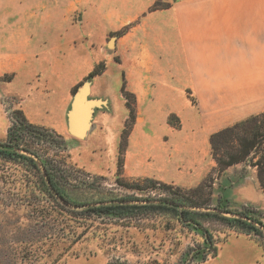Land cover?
Masks as SVG:
<instances>
[{
	"label": "rangeland",
	"instance_id": "obj_1",
	"mask_svg": "<svg viewBox=\"0 0 264 264\" xmlns=\"http://www.w3.org/2000/svg\"><path fill=\"white\" fill-rule=\"evenodd\" d=\"M92 5L0 0V114L7 127L0 142L21 112L39 130L19 138V149L35 154L72 201L156 204L177 188L205 200L201 207L241 214L248 223L254 220L243 213L255 216L262 224H251L261 233L219 218L201 219L195 229L159 206L73 209L46 192L35 161L0 156V264H205L212 253L205 239L218 248L229 237L259 245L257 264H264V201L256 198L263 191L250 164L256 158L251 153L220 170L210 144L218 131L205 139L197 111L179 103L181 122L162 108L155 54L138 31L124 37L131 25L115 29L117 16L99 20ZM166 6L157 0L151 9ZM92 71L98 74L88 77ZM84 83L88 99L102 103L92 107L87 135L78 139L69 134V112ZM224 149L218 144L219 153Z\"/></svg>",
	"mask_w": 264,
	"mask_h": 264
},
{
	"label": "crops",
	"instance_id": "obj_2",
	"mask_svg": "<svg viewBox=\"0 0 264 264\" xmlns=\"http://www.w3.org/2000/svg\"><path fill=\"white\" fill-rule=\"evenodd\" d=\"M155 1L93 0L92 7L99 20L116 15L115 29L131 25L124 37L138 31L155 54L162 108L181 122V107L197 111L205 139L264 112V0H165L166 7L151 9ZM6 129L0 114V132ZM256 198L264 201L261 190ZM261 250L245 237H229L205 264H257Z\"/></svg>",
	"mask_w": 264,
	"mask_h": 264
},
{
	"label": "trees",
	"instance_id": "obj_3",
	"mask_svg": "<svg viewBox=\"0 0 264 264\" xmlns=\"http://www.w3.org/2000/svg\"><path fill=\"white\" fill-rule=\"evenodd\" d=\"M95 74H98L97 71H92L88 74V77H91ZM16 122H14L13 127L9 128L7 139L5 142H0V156L4 158H21L29 164L35 165L34 160L31 157H28L24 154H21L17 151L19 148H24L23 145L19 142V138L23 136H32L39 129L36 126H33L26 122L25 118L22 116L21 112H16ZM130 116L132 117V110H130ZM236 143L237 145H234ZM210 144L212 148V155L219 167L220 170L234 164L237 162L245 161L247 156L252 153V157L256 158L250 164L256 167L257 179L261 186V189L264 194V112L251 116L250 118L241 121L231 127H227L223 130H220L216 133H213L210 136ZM218 144L222 147L225 146L227 149H224L221 153L218 152ZM230 148V150H229ZM231 149H236L231 151ZM44 165L45 173L49 181V186L46 185V192L53 198L57 199L56 196L51 192V189L54 193L65 199L67 202L77 205L84 206L86 205V211L95 212V213H110L111 210L120 208L122 210L132 208V207H155L166 209L172 211L176 214L177 219L183 224L190 225L195 229H201L202 225L200 220L207 218H219L225 221L232 223H238L241 226H244L250 230L261 233V231L251 223L240 219V218H226L222 217L214 212H204V211H195L184 208L185 206H202L204 205L205 200L195 199L188 194L182 193L180 189H175L172 193H167L164 197L158 199L156 204L146 203H119L113 201H103L98 200L94 202L87 203H76L68 197L64 187H62L58 181L52 176L49 172L48 167ZM45 182V179H44ZM132 200V199H130ZM138 200V199H133ZM148 200V199H145ZM110 202V203H106ZM60 204V203H58ZM97 204V205H96ZM64 206V205H62ZM73 212H78L77 210H72ZM242 213V212H241ZM119 214V213H118ZM120 214H123L120 212ZM245 216L250 217L254 221L262 224L256 219L253 215H248V213H243ZM210 244V249L212 250L211 257L215 256L217 253V247H212L213 243L210 241V238L205 239ZM205 260V258L203 259Z\"/></svg>",
	"mask_w": 264,
	"mask_h": 264
},
{
	"label": "water",
	"instance_id": "obj_4",
	"mask_svg": "<svg viewBox=\"0 0 264 264\" xmlns=\"http://www.w3.org/2000/svg\"><path fill=\"white\" fill-rule=\"evenodd\" d=\"M112 40L109 41V46H111ZM90 94V88L88 83H84L82 87L80 88L79 92L74 96V99L72 101L71 105V111L69 112V134L75 138L82 139L87 135V132L90 127V119H91V112L92 107L100 105L102 102L100 100H89L88 95ZM17 151L21 154H24L28 157H31L39 166L40 170L42 171L43 175L45 176V180L49 185V181L45 174V169L43 168L41 162L37 158L35 154H33L31 151L23 150V149H17ZM51 192L56 196L58 201H60L62 204L71 207L73 209H78L80 206L73 205L69 202H67L65 199L57 196L54 191L51 189ZM150 201H131L130 203H147ZM184 208L195 210V211H210L214 213H218L222 216L228 217V218H240V219H246L241 214L231 213V212H224L221 209H218L216 207H201V206H185ZM250 223L254 225L256 224L254 221L247 219ZM264 234V227L259 226Z\"/></svg>",
	"mask_w": 264,
	"mask_h": 264
}]
</instances>
